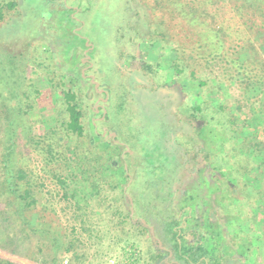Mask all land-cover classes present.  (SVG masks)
<instances>
[{"label":"rangeland","instance_id":"374dc122","mask_svg":"<svg viewBox=\"0 0 264 264\" xmlns=\"http://www.w3.org/2000/svg\"><path fill=\"white\" fill-rule=\"evenodd\" d=\"M128 1L0 0V75L6 79L1 82L0 78V122L12 118L19 125L15 163L27 171L26 183L37 186V209L25 216L30 221L38 220L41 228L53 225L59 232L57 244L51 246L44 238L36 242V237L31 239L28 235H18L21 240L16 241L15 231L11 230L9 236H15V246L10 245L11 249L0 243V258L14 264H209V256L213 255L221 257L217 259L219 264H264L262 212L261 216L252 214V201L236 202L232 196L215 195L218 190L201 156H198L199 170L187 185L196 186L207 179L204 190L198 188L197 192L207 196V203L201 206L219 209L218 225L212 217L205 221L210 213L200 217L199 211L206 208L200 206L196 212L194 203L198 200L194 196L186 199L187 196L170 189V184L177 188L181 181L170 178V184L161 187V181L153 174L154 164H161V157L156 156L159 152L156 139L161 134L157 132L158 125L146 96L133 90L153 91L155 86H160V92L169 89L172 96L168 98L172 105H180L177 110L182 121L188 114L184 100L191 98V94L196 102L200 94L197 81H187V75L173 78L169 70L173 59L169 47L187 41L172 22L173 8L168 5L160 8L156 0H132L134 5ZM136 8L168 32L164 34L168 46L156 50L163 39L157 35L149 44L136 40L134 48V40H129L124 31L135 23ZM231 25L237 27L234 22ZM146 34L147 31L145 40ZM202 55L195 51L192 57L198 59ZM158 60L159 69L145 76L148 63ZM13 65L15 69L10 72ZM137 72L144 76L146 84L137 83L130 89L133 78L129 77ZM227 87L231 99L243 92L232 82ZM65 92L75 95L82 136L66 129ZM248 95L258 96L252 90ZM257 105L254 107L258 112L250 113H254L255 120L262 110V124L256 126L254 122L245 130L264 139V106ZM247 110L242 113L247 114ZM177 123L170 127H179ZM170 139L168 136L165 140L166 146L171 144ZM176 139L179 153L195 141L205 151L209 149L207 140H197L186 130L179 132ZM103 154L109 160L121 156L126 161L125 165L124 162L113 165L116 176L105 184L90 176L99 165L101 170L106 166L104 162H95ZM150 157V167L154 168L151 170L146 162ZM126 166L128 179L121 175ZM59 179L65 186L59 184ZM167 187L172 195L165 194ZM122 188L130 198L122 196ZM241 190L244 188L237 189ZM50 197L57 202L54 206L58 215L46 211ZM133 200L130 221L125 219L126 205ZM66 204L73 209L69 207L72 210L66 211L69 215L65 217L60 209ZM193 229L197 231L198 242L191 234ZM197 245L203 246L204 254L194 258L192 253L184 252L185 246ZM170 250L174 255L168 254Z\"/></svg>","mask_w":264,"mask_h":264},{"label":"trees","instance_id":"16d2710c","mask_svg":"<svg viewBox=\"0 0 264 264\" xmlns=\"http://www.w3.org/2000/svg\"><path fill=\"white\" fill-rule=\"evenodd\" d=\"M128 2L134 5L132 0ZM156 2L160 8L163 5L173 8H170L171 15L174 18L172 22L178 27L172 26L171 28H178L187 40L186 43L181 45L177 44L169 47V51L173 54L169 69L171 76L176 78L187 75V81H197L200 99L195 102L191 94L192 99L185 98V108L188 114L186 112L185 119L182 121L179 119L180 115L177 110L180 105H172L168 98L172 96V93L169 94V89H165L163 91L165 93L160 92V86H155L153 91L133 90L135 93L146 96L145 98L154 113V123L158 125L157 132L161 134L156 139L157 151H159L156 156L161 157V164H154L156 171L153 174L161 181V187L170 184V178L172 180L176 179L178 182L181 181L179 186L176 185L177 188L174 184H170V189L178 191L182 197L187 196L186 199H193L194 196L198 200L194 203L197 212L201 204L207 203L205 193L200 194L197 192L198 188L204 190V186L208 184L207 179H202L200 184L196 186H192L190 183L188 186L187 182L196 175L197 165L199 164L198 156H201V162L206 166V171L211 175V179L218 190L215 195H218L219 198L232 196L234 200H237L236 202L241 200L252 201V214L256 216L263 214L262 218L264 219V139L258 137L257 134H248L245 130L250 126L249 124L254 122L256 126L262 124V110L257 113L258 118L255 120L252 118L254 113L252 115L250 112H258L255 111L257 109H255L254 104H258L257 107L264 106V0H156ZM135 10L137 11L135 13L137 17L135 23L133 25L129 24L128 30L124 31L129 40H134V48L138 43L136 40L146 41L149 44L155 41L157 35L163 39L161 45L157 43L159 48L157 47L156 50L160 51L159 49L168 46V42L164 38V34L166 36L168 32L162 30V26L157 23L158 21L152 22L149 20L140 8ZM231 22H234L237 27H232L234 25H231ZM181 24L183 25L181 26ZM234 28L236 29L234 30ZM144 30L148 32L146 34L148 36L147 40L144 37ZM163 43L164 45H162ZM195 51H200L203 55L195 59L192 57ZM186 52L188 54L185 55ZM160 64L159 60L148 63L144 69V75H150L154 70L157 71ZM14 69L13 65L10 72ZM227 69L230 70L229 73H227ZM0 78L1 82L5 79L2 75H0ZM130 78H133L132 82L129 80L130 89L134 88V84L137 83L146 84L144 76L139 72L131 75ZM231 82L235 86L237 85L238 91H243L241 94L238 93L239 95L235 99L233 97L231 99L230 94H228L229 89L227 86ZM251 90L258 96L250 97L248 94ZM63 97L68 114L66 129L70 133L82 136L81 113L75 104V95L71 92H65ZM244 109H248L247 114L242 113ZM152 111L149 112L151 115ZM143 116L146 115L143 113ZM104 118H106L105 115ZM174 118H177L175 122H173ZM172 123L180 124L179 127H170ZM18 129L19 125L12 118L0 122V243L8 244V247L12 249L10 245L15 246V236L16 241H20L18 235L21 237L28 235L31 239L36 237V242L41 240L40 238H44L51 246H55L57 238H59V232L55 231L54 226L41 228L38 220L33 219L30 221L25 216L26 212L32 213L37 209L38 201L35 197L37 186H29L26 183L28 180L27 171L15 163V151L20 137ZM182 130L189 131L197 140L199 138L207 140L208 151H205L204 146L199 141H195V143L191 142L190 148L181 150L179 153L180 146L176 138ZM168 136H171V144L166 146L164 142L168 139ZM177 147L179 148L177 149ZM150 159L151 157L146 161L147 164L149 163V167H147L149 170L154 169L150 167V161L152 162ZM96 160L97 164L104 162L106 166H103L101 170V165H99L100 169H93L90 176L92 179H97V181L104 184L107 180L116 176L113 165L115 163L119 164V162L121 164L124 162L125 165L126 162L121 156H118L116 160L115 158L111 159V161L104 154ZM187 166L189 167L187 168ZM157 171L159 174H157ZM206 171L204 170V174ZM128 173V167L126 166L122 169L121 175L124 179H128L130 177ZM58 182L65 186V182L60 179ZM40 186L44 187L43 183ZM168 188L165 190V194L172 195L173 193L168 192ZM241 188H244V190L238 192L237 189ZM122 189V196L130 198L126 189ZM234 194L239 195V197ZM190 202L193 201L190 200ZM133 203L134 200L126 205V220H132ZM46 204L48 213L59 214L58 209H56L57 202L53 197H50ZM64 206L66 207L61 208L60 212L66 217L69 215H66V211H69L72 205L68 206L66 204ZM201 207L206 208V210L199 211L200 217L204 213H210L205 221L212 217V220L218 225L219 220L216 215L219 209L216 210L213 206L212 209L204 205ZM125 219L123 217L122 222ZM169 219L173 224H176L172 216ZM162 221L161 223H163ZM253 225L257 226L258 224L254 221ZM195 229L192 230L191 234L197 238L196 242H198L199 238ZM210 229L216 230L215 227ZM11 230L15 231L14 238L9 236ZM176 236L177 233L174 232L172 237L175 238ZM212 236L210 241L214 240ZM184 252L186 254L192 253L193 257L196 258L199 253L204 254L205 250L200 245L195 248L185 246ZM168 254L174 255L173 250H170ZM209 257V264H214L215 261L218 262L221 258L213 255ZM193 262H196L195 259H193ZM52 263H55V261ZM0 264L14 263L0 258Z\"/></svg>","mask_w":264,"mask_h":264},{"label":"water","instance_id":"95a60500","mask_svg":"<svg viewBox=\"0 0 264 264\" xmlns=\"http://www.w3.org/2000/svg\"><path fill=\"white\" fill-rule=\"evenodd\" d=\"M96 88H97V86H96ZM103 118H104V115H103Z\"/></svg>","mask_w":264,"mask_h":264}]
</instances>
